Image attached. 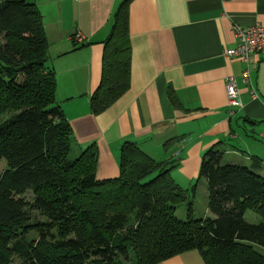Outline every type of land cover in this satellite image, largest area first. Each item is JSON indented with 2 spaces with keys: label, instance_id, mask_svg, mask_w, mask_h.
<instances>
[{
  "label": "trees",
  "instance_id": "trees-1",
  "mask_svg": "<svg viewBox=\"0 0 264 264\" xmlns=\"http://www.w3.org/2000/svg\"><path fill=\"white\" fill-rule=\"evenodd\" d=\"M131 1L117 6L100 42L92 115L129 89ZM48 47L35 0H0V118L9 115L0 120V264H159L190 250L205 264H264V161L228 163L220 142L205 150L198 180L212 217L199 219L189 202L186 218L176 216L189 197L172 177L177 160L156 161L135 141L120 147L118 176L97 179V147H79L55 101ZM248 210L258 223L245 220Z\"/></svg>",
  "mask_w": 264,
  "mask_h": 264
},
{
  "label": "crops",
  "instance_id": "crops-1",
  "mask_svg": "<svg viewBox=\"0 0 264 264\" xmlns=\"http://www.w3.org/2000/svg\"><path fill=\"white\" fill-rule=\"evenodd\" d=\"M121 1L35 0L55 71V101L79 147H97V179L118 176L125 141H135L156 161L177 160L174 181L206 195L198 173L201 155L212 145L221 143L228 163H248L250 156L264 161V53L249 65L254 98L241 79L246 65L225 57L236 45L234 25L264 26V0H132L129 89L92 115L89 97L100 81V42ZM76 33L82 37L78 45L71 39ZM229 77L239 92L238 108L228 106ZM173 138L178 140L165 147ZM205 216L212 217L208 209ZM159 264L205 263L190 250Z\"/></svg>",
  "mask_w": 264,
  "mask_h": 264
},
{
  "label": "built area",
  "instance_id": "built-area-1",
  "mask_svg": "<svg viewBox=\"0 0 264 264\" xmlns=\"http://www.w3.org/2000/svg\"><path fill=\"white\" fill-rule=\"evenodd\" d=\"M232 32L236 38V45L225 53V57L239 59L246 65L245 70L242 72L241 79L247 86L250 96L254 98L257 95L251 81L249 80V65L252 60L255 59L254 57L264 53V26L255 24L244 28L234 25ZM77 37L78 36H76V39L74 38V40L81 42L82 40L77 39ZM225 90L228 99V106L238 108L240 106L239 92L233 77L226 79Z\"/></svg>",
  "mask_w": 264,
  "mask_h": 264
},
{
  "label": "rangeland",
  "instance_id": "rangeland-1",
  "mask_svg": "<svg viewBox=\"0 0 264 264\" xmlns=\"http://www.w3.org/2000/svg\"><path fill=\"white\" fill-rule=\"evenodd\" d=\"M76 36H78L77 39L82 40V37L79 33H76V35L74 36L75 39H76ZM8 116H9L8 114H5L4 116H2L0 118V120H4ZM224 160L226 161L227 159H224ZM6 167H7L6 160L0 159V174ZM204 186L206 187V185H204ZM193 191H196V188L192 187L190 189H187V192L189 194L187 201L185 203L181 204L176 210V216L180 220H184L186 218V211H187V203L188 202L191 203L192 213H193V217L195 219L206 217L205 215H206V211H207V195L203 193L202 188H198L196 191L197 193H196L195 197H192L191 194ZM25 197L27 200H30L31 194L27 193ZM33 215H34L33 221L34 220H40V221L42 220V218L38 214H36L35 212L33 213ZM244 218L248 223H251V224H256L260 220V216L257 213L250 211V210L245 212ZM36 237H37V234L35 232H31L28 235V239H35ZM11 264H19V261L14 258V260Z\"/></svg>",
  "mask_w": 264,
  "mask_h": 264
}]
</instances>
